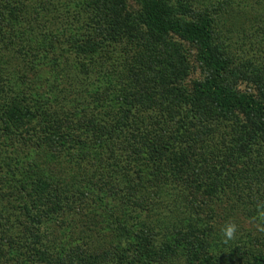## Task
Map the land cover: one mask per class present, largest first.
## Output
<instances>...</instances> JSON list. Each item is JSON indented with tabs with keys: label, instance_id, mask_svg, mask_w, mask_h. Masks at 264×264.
I'll use <instances>...</instances> for the list:
<instances>
[{
	"label": "trees",
	"instance_id": "16d2710c",
	"mask_svg": "<svg viewBox=\"0 0 264 264\" xmlns=\"http://www.w3.org/2000/svg\"><path fill=\"white\" fill-rule=\"evenodd\" d=\"M256 5L0 0V264H264V68L216 29Z\"/></svg>",
	"mask_w": 264,
	"mask_h": 264
},
{
	"label": "rangeland",
	"instance_id": "374dc122",
	"mask_svg": "<svg viewBox=\"0 0 264 264\" xmlns=\"http://www.w3.org/2000/svg\"><path fill=\"white\" fill-rule=\"evenodd\" d=\"M244 7H240L242 9ZM238 13L231 12L222 14L217 21V31L222 34L226 52L232 62V69L236 73H248L253 69L262 71L264 68V45H261L264 37V8L263 5L245 7ZM261 52L258 54L257 52ZM194 55L193 51L190 52ZM194 59L191 57V62ZM195 67V66H194ZM260 76L264 77L262 72ZM202 71L197 67L194 68L189 80L195 81L202 77ZM236 88L240 91L255 92V86L241 80L239 77L236 81ZM57 169V168H56ZM246 229L250 226L245 224Z\"/></svg>",
	"mask_w": 264,
	"mask_h": 264
},
{
	"label": "clouds",
	"instance_id": "9594fccd",
	"mask_svg": "<svg viewBox=\"0 0 264 264\" xmlns=\"http://www.w3.org/2000/svg\"><path fill=\"white\" fill-rule=\"evenodd\" d=\"M236 231V225L230 224L226 229V235L231 238L233 233Z\"/></svg>",
	"mask_w": 264,
	"mask_h": 264
}]
</instances>
